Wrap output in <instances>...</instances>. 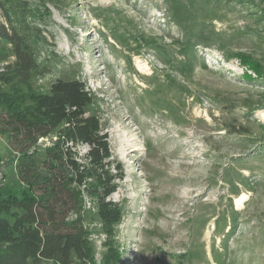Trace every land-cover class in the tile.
Returning <instances> with one entry per match:
<instances>
[{
	"label": "rangeland",
	"instance_id": "374dc122",
	"mask_svg": "<svg viewBox=\"0 0 264 264\" xmlns=\"http://www.w3.org/2000/svg\"><path fill=\"white\" fill-rule=\"evenodd\" d=\"M51 1L45 83L85 82L123 170L119 264H264V0Z\"/></svg>",
	"mask_w": 264,
	"mask_h": 264
},
{
	"label": "trees",
	"instance_id": "16d2710c",
	"mask_svg": "<svg viewBox=\"0 0 264 264\" xmlns=\"http://www.w3.org/2000/svg\"><path fill=\"white\" fill-rule=\"evenodd\" d=\"M52 4L0 0V136L13 151V182H0V264H119L123 208L109 196L123 170L85 82L45 83L58 60L42 29ZM234 56L259 65L242 52ZM101 233L107 238L98 262L92 238Z\"/></svg>",
	"mask_w": 264,
	"mask_h": 264
}]
</instances>
